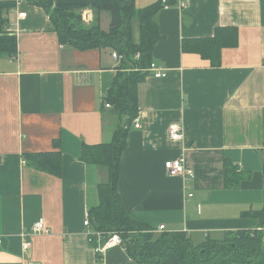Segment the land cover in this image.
Returning a JSON list of instances; mask_svg holds the SVG:
<instances>
[{
	"label": "crops",
	"instance_id": "obj_1",
	"mask_svg": "<svg viewBox=\"0 0 264 264\" xmlns=\"http://www.w3.org/2000/svg\"><path fill=\"white\" fill-rule=\"evenodd\" d=\"M0 1L15 2L4 17L17 39L16 56L0 58V264H135L121 247L100 260L88 242L92 230L83 226L108 171L83 163L80 151L83 145L109 143L120 125L103 106L120 63L110 49L60 44L48 16L32 4L36 0ZM157 1L134 5L142 9ZM184 5L155 16L160 39L152 62L165 77L148 74L139 85L140 127L132 124L128 132L117 192L134 220L184 232L201 245L257 228V219L247 213L264 206V0ZM84 11L92 18L91 9ZM222 28L236 30L237 44L220 50L217 67L183 51L185 41L213 38ZM174 124L182 128L179 141L168 135ZM55 143L62 155L59 178L26 166L25 154L51 152ZM178 157L193 179L166 175L164 162ZM224 161L249 174L235 190L225 188ZM39 218L49 233L30 237L23 253L21 234Z\"/></svg>",
	"mask_w": 264,
	"mask_h": 264
},
{
	"label": "trees",
	"instance_id": "obj_2",
	"mask_svg": "<svg viewBox=\"0 0 264 264\" xmlns=\"http://www.w3.org/2000/svg\"><path fill=\"white\" fill-rule=\"evenodd\" d=\"M33 5L41 8L48 16L60 44L79 50L110 49L122 57L121 70L116 74L103 100L120 120L109 143L93 146L83 145L79 159L85 164L102 166L108 171L107 182L96 187L97 205L89 209L92 232L102 233L106 239L117 233L127 257L135 264H264V206L250 211L248 216L257 219L258 227L250 231L227 232L223 238L206 239L194 245L184 232H155V229L131 218L117 192L120 158L127 144V135L137 117L138 88L148 76L146 69L152 63V53L160 35L155 16L162 10L161 0L142 9H136L134 0H94L92 4H54L53 0H36ZM170 6L175 0H168ZM15 7V2L0 1V58L15 57L17 39L8 32L5 12ZM91 9L95 26L83 29L81 12ZM109 15V28L99 26V15ZM138 22L139 40H133L132 20ZM237 34L234 28L216 29L213 38L188 40L183 51H191L210 61L217 67L220 50L234 47ZM137 56V57H136ZM106 108V107H105ZM59 144L51 152L25 154L27 167L54 177H60L62 155ZM225 188L235 190L247 180V172H238L230 162L224 161ZM104 241V240H103ZM97 245L91 237V247Z\"/></svg>",
	"mask_w": 264,
	"mask_h": 264
},
{
	"label": "built area",
	"instance_id": "obj_3",
	"mask_svg": "<svg viewBox=\"0 0 264 264\" xmlns=\"http://www.w3.org/2000/svg\"><path fill=\"white\" fill-rule=\"evenodd\" d=\"M176 5L179 8H184V2L185 0H175ZM162 9H168L171 6L168 4V0H161ZM82 20L87 22L90 21L91 14L90 12H83L82 13ZM112 58L119 62L122 60V57L118 55L116 52H112L111 54ZM137 57V56H136ZM146 72L150 75H152L155 78H162L165 77V72L162 68L158 67L155 63H151L150 66L146 69ZM106 108H110L109 105L105 106ZM133 126L135 129H138L139 123L137 120L133 121ZM168 135L171 141H179L182 139V128L181 126L174 124L169 127L168 129ZM164 170L167 176L171 178H179L182 180H191L194 177V174L192 170L188 169L185 164V160L182 157H178L173 160H168L164 162ZM191 197V195H190ZM83 226L87 229L90 228V222H89V215L88 213L85 214V219L83 221ZM255 230L261 231L262 229L260 227H257ZM164 227L160 226L158 227L155 232H163ZM49 233L48 229L45 226V222L43 218H39L34 224L30 227L29 231H24L21 234V250L23 253H27L31 247V242L29 240L30 237L34 235H47ZM94 236L96 238L97 245L94 247L95 254L99 257V259H103L105 253L115 247H121L122 248V241L121 238L117 233H111L108 235V237L105 239L102 233L98 232H91L88 233V242L91 243V237ZM104 240V241H103ZM1 243V241H0Z\"/></svg>",
	"mask_w": 264,
	"mask_h": 264
},
{
	"label": "rangeland",
	"instance_id": "obj_4",
	"mask_svg": "<svg viewBox=\"0 0 264 264\" xmlns=\"http://www.w3.org/2000/svg\"><path fill=\"white\" fill-rule=\"evenodd\" d=\"M93 13V12H92ZM82 14V13H81ZM101 15V14H100ZM100 15H99V26L100 29H102L103 31H107L109 28V25L107 26V19L110 22L109 19V15L107 13H102V17L100 19ZM82 24L80 25L83 29H90L91 27L95 26V19H94V15L92 16V19L90 21H83L81 19ZM132 31H133V40L135 43L138 42L139 40V30H138V22L136 19L132 20ZM119 118V117H116ZM124 117L121 118V120L119 119L118 121L122 122V120Z\"/></svg>",
	"mask_w": 264,
	"mask_h": 264
}]
</instances>
